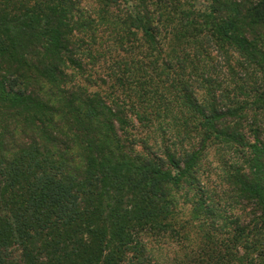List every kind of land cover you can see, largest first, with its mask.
Instances as JSON below:
<instances>
[{
  "label": "trees",
  "instance_id": "16d2710c",
  "mask_svg": "<svg viewBox=\"0 0 264 264\" xmlns=\"http://www.w3.org/2000/svg\"><path fill=\"white\" fill-rule=\"evenodd\" d=\"M192 247L264 264V0H0V264Z\"/></svg>",
  "mask_w": 264,
  "mask_h": 264
},
{
  "label": "rangeland",
  "instance_id": "374dc122",
  "mask_svg": "<svg viewBox=\"0 0 264 264\" xmlns=\"http://www.w3.org/2000/svg\"><path fill=\"white\" fill-rule=\"evenodd\" d=\"M185 218L187 219H190V212H189V209L187 210V212H185ZM192 250V251H191ZM188 255L186 254H182V259H183V262L185 263L187 260H188V264H193V247L190 248L188 251H187Z\"/></svg>",
  "mask_w": 264,
  "mask_h": 264
}]
</instances>
